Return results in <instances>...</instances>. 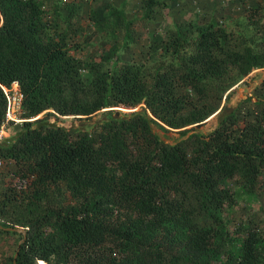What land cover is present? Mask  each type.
I'll return each mask as SVG.
<instances>
[{
  "label": "trees",
  "instance_id": "1",
  "mask_svg": "<svg viewBox=\"0 0 264 264\" xmlns=\"http://www.w3.org/2000/svg\"><path fill=\"white\" fill-rule=\"evenodd\" d=\"M143 3L148 19L157 1ZM259 10L255 42L184 25L152 37L148 65L116 57L135 28L121 9L92 15L111 26L110 46L81 59L39 0H0V84L18 82L27 117L43 113L0 145V225L24 232L12 264H264L259 219L232 231L221 216L234 186L264 188V79L262 92L222 105L231 76L264 67ZM138 105L87 127L56 122ZM4 108L0 89V120ZM216 112L212 131H196Z\"/></svg>",
  "mask_w": 264,
  "mask_h": 264
},
{
  "label": "rangeland",
  "instance_id": "2",
  "mask_svg": "<svg viewBox=\"0 0 264 264\" xmlns=\"http://www.w3.org/2000/svg\"><path fill=\"white\" fill-rule=\"evenodd\" d=\"M144 0H39L45 18L57 30L63 29L69 35V52L81 59H88L94 54L106 50L110 46V27L97 23L92 15L101 11L107 13L109 9H121L124 16L133 20L134 31H131L132 40L126 45L123 43L116 57L119 60L145 63L151 65L156 57L149 53V44L153 36H165L167 32L182 27L192 26L195 33L208 24L221 25L233 33L244 37L248 43L257 39L252 21L260 14L259 7L264 6V0H154L153 14L145 19ZM72 11V12H71ZM72 13V17H69ZM264 79V67L255 69L247 77L239 79L231 76L227 80L231 88L229 94L223 99L222 105L236 106L248 95L262 92L261 83ZM135 107L116 106L100 110L89 119L75 118L73 116H60L56 122L69 126H89L101 117L107 109H115L121 114H130L141 109ZM40 114L37 117H41ZM37 117H27L21 109L18 122L6 123L3 116L0 120V145H9L25 121H33ZM217 112L207 118L196 131L207 133L217 125ZM51 122L55 121L50 119ZM154 132L160 139L174 143L180 138L178 130L163 131L154 126ZM235 203L227 207L221 214L227 229L235 230L237 223L249 215L259 219L260 230L264 235V188L256 189L253 193L241 191L237 186ZM20 229V228H19ZM22 233H0V264H12L18 243L22 240ZM16 261V259H15ZM40 264V263H38Z\"/></svg>",
  "mask_w": 264,
  "mask_h": 264
},
{
  "label": "built area",
  "instance_id": "3",
  "mask_svg": "<svg viewBox=\"0 0 264 264\" xmlns=\"http://www.w3.org/2000/svg\"><path fill=\"white\" fill-rule=\"evenodd\" d=\"M5 99V108L3 119L6 123L18 122L19 113L22 108L23 93L17 81L11 82L9 85L0 84Z\"/></svg>",
  "mask_w": 264,
  "mask_h": 264
},
{
  "label": "water",
  "instance_id": "4",
  "mask_svg": "<svg viewBox=\"0 0 264 264\" xmlns=\"http://www.w3.org/2000/svg\"><path fill=\"white\" fill-rule=\"evenodd\" d=\"M0 228L3 229V230H5V231H11V232H19V233H23V235H24L23 230L18 229V228H16V227H3L2 225H0ZM21 242H22V240L18 243V245H19ZM16 257H17V252L15 253L14 258H13V262H14V263H15V259H16Z\"/></svg>",
  "mask_w": 264,
  "mask_h": 264
}]
</instances>
